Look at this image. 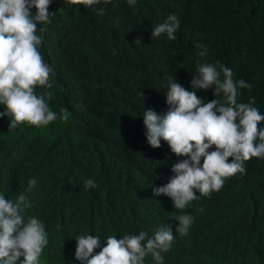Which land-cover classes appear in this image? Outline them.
<instances>
[{"label":"clouds","instance_id":"9594fccd","mask_svg":"<svg viewBox=\"0 0 264 264\" xmlns=\"http://www.w3.org/2000/svg\"><path fill=\"white\" fill-rule=\"evenodd\" d=\"M52 2L0 0V105L5 109L0 117L9 118L8 131L69 118L70 109L55 106L63 94L36 91L53 87V69L38 50L42 37L37 35L38 24L46 26L55 15L48 11ZM64 2L95 11L93 6L112 0ZM126 3L135 8L137 0ZM98 14H104L103 8ZM181 17L178 11H171L163 23L149 27L148 37L129 46L134 54L144 49L157 53L141 56L135 65L121 63L114 69L115 90L132 106L124 109L127 116L111 158L100 161L98 172L83 182L85 189L77 177L66 181L64 192L71 197L70 206L45 221L34 213L27 215L30 202L20 194L16 176L6 173L0 164V264H43V255L53 264H215L188 248L189 230L205 197H218L216 211L222 221L214 215L211 221L221 224L235 240L240 238L233 224L242 225L239 213L245 207L239 205V211L228 207L231 197L221 188L226 179L246 173V161L264 159V127H260L264 114L254 106L255 98L237 102L239 89L251 85L234 80L233 70L226 64L197 61L193 79L186 84L178 80L174 73L176 47L171 42L182 32ZM194 47L200 49H196L197 56L207 57L203 44L194 41ZM125 56L119 53L115 58ZM200 89L209 93L207 100H213L204 102ZM36 183L30 179L27 190ZM93 188L100 192L90 199L91 207H79V190ZM110 199L116 202L107 204ZM111 207H116L113 212ZM85 208L91 211L87 224L96 225L101 219L100 230H84L63 220L66 215L79 219ZM54 231L62 234L58 242L52 239ZM74 231L77 246L70 250L67 243ZM213 232L204 226L199 242H209ZM237 254L235 247L220 264H237ZM58 256L63 260H55Z\"/></svg>","mask_w":264,"mask_h":264},{"label":"trees","instance_id":"16d2710c","mask_svg":"<svg viewBox=\"0 0 264 264\" xmlns=\"http://www.w3.org/2000/svg\"><path fill=\"white\" fill-rule=\"evenodd\" d=\"M93 8L95 11L53 0L48 9L55 14L50 16L51 23L37 26V35L42 37V47L38 50L53 69L50 77L53 87L36 91L63 94L55 106L71 110L68 120L58 118L39 128L25 124L8 131L9 118L0 117V164L6 173L16 176L20 194L30 202L27 215L34 213L44 221L71 203V197L64 192L67 180L77 177L84 188L83 182L90 179L91 173L98 172L100 161L111 158L127 116L124 109L132 106L115 90L114 69L121 63L135 65L141 56L157 53L155 49H144L134 54L129 46L148 37L149 27L163 23L173 10L182 15V32L179 39L171 42L176 47L174 73L178 80L183 84L192 80L197 61L226 64L233 70L234 80L243 79L251 85L250 89H239L237 102L247 103L255 98L254 106L264 114V0H137L135 8L126 0H112ZM101 8L103 15L98 14ZM31 12L34 15L36 9ZM43 27L47 30L39 31ZM194 41L208 49L207 57L197 56ZM119 53H125L126 58L116 60ZM126 82L127 79L123 83ZM199 97H204L206 103L213 100H207L209 93L201 89ZM3 111L4 106L0 105V112ZM260 127H264V122ZM162 158L166 156L162 154ZM244 167L245 174L226 179L221 188L222 193L231 197L228 207H235V211H239V205L245 207L244 213H239L242 225L233 224L240 238L235 240L221 224L211 221L214 216L222 221L216 211L218 197H205L201 201L202 211L199 210L189 230L188 248L194 255H205L215 264L222 263L235 247L237 264H264V159L252 158ZM33 178L37 183L28 191V181ZM33 192L37 195L30 197ZM99 192V188L79 190V207H91L90 199ZM115 202L116 199H110L107 204ZM115 208L111 207V212ZM89 212L85 208L79 219L66 215L63 220L84 230H100L101 219L96 225L87 224ZM120 212L121 207L115 217ZM204 226L214 231L209 242L198 240ZM76 231L68 239L70 250L71 246L76 250L73 241L78 236ZM61 237L57 231L52 233L56 242ZM42 263L53 264L45 255Z\"/></svg>","mask_w":264,"mask_h":264},{"label":"bare ground","instance_id":"6f19581e","mask_svg":"<svg viewBox=\"0 0 264 264\" xmlns=\"http://www.w3.org/2000/svg\"><path fill=\"white\" fill-rule=\"evenodd\" d=\"M60 52V51H59ZM75 93H76V91H75ZM81 99V98H80ZM88 122H89V120H88ZM89 142V141H88ZM79 171H80V169H79ZM74 176V175H73ZM82 179V178H81ZM79 180V179H78ZM80 181H82V180H80ZM69 188H71V183H70V185H69ZM37 194L35 193V192H33V194H31V195H29L30 197H33V196H36ZM69 201V200H68ZM70 202V201H69ZM68 202V203H69ZM70 206V205H69Z\"/></svg>","mask_w":264,"mask_h":264}]
</instances>
